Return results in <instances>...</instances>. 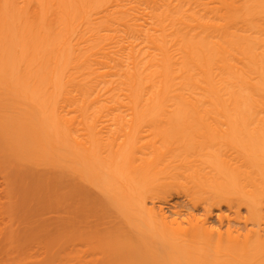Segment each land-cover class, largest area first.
Returning <instances> with one entry per match:
<instances>
[{
	"label": "bare ground",
	"instance_id": "obj_1",
	"mask_svg": "<svg viewBox=\"0 0 264 264\" xmlns=\"http://www.w3.org/2000/svg\"><path fill=\"white\" fill-rule=\"evenodd\" d=\"M0 264H264V0H0Z\"/></svg>",
	"mask_w": 264,
	"mask_h": 264
}]
</instances>
